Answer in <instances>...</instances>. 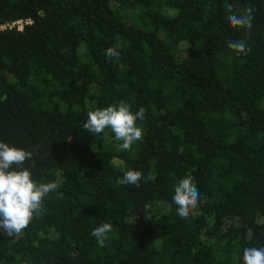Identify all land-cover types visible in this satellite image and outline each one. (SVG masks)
Here are the masks:
<instances>
[{"label":"trees","instance_id":"trees-1","mask_svg":"<svg viewBox=\"0 0 264 264\" xmlns=\"http://www.w3.org/2000/svg\"><path fill=\"white\" fill-rule=\"evenodd\" d=\"M247 8L252 29L231 26ZM18 21L0 30V142L59 188L19 235L0 230V264H244L264 248V0H0V26ZM121 101L146 110L129 151L83 128ZM128 170L139 187L117 184ZM188 176L200 199L182 219Z\"/></svg>","mask_w":264,"mask_h":264},{"label":"clouds","instance_id":"clouds-1","mask_svg":"<svg viewBox=\"0 0 264 264\" xmlns=\"http://www.w3.org/2000/svg\"><path fill=\"white\" fill-rule=\"evenodd\" d=\"M228 12L233 13V7L229 5ZM254 10L247 8L238 14H231L227 17L233 27L251 30L253 27ZM228 47L235 50L237 55H247L251 51L243 41H228ZM105 56L109 59L119 58L120 53L115 47L106 49ZM146 110L141 107L133 114L130 105L124 101L117 105L108 106L103 109L88 112V119L83 128L98 135L111 129L115 139L122 141L120 148L129 151L132 145L143 138V130L137 126V120L145 119ZM33 158V152L22 148L10 146L0 142V230L7 236L19 235L26 229L34 215L42 210L43 199L49 193L59 188L57 182L37 184L28 168H24L25 161ZM144 173L137 170H128L117 179L118 185L140 186ZM148 181H155L156 176L149 173ZM173 201L176 205L177 215L186 219L190 212L197 208L200 193L191 176L178 182L174 188ZM62 195V194H61ZM151 205H145V216L150 219ZM111 223H103L94 228L92 235L98 244L103 247L112 231ZM244 264H264V248H245L243 251Z\"/></svg>","mask_w":264,"mask_h":264},{"label":"built area","instance_id":"built-area-1","mask_svg":"<svg viewBox=\"0 0 264 264\" xmlns=\"http://www.w3.org/2000/svg\"><path fill=\"white\" fill-rule=\"evenodd\" d=\"M31 23L30 21H18L14 23H8L6 25L0 26V30H5V29H13V28H18L19 30H22L24 28L25 24Z\"/></svg>","mask_w":264,"mask_h":264}]
</instances>
